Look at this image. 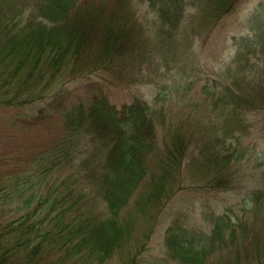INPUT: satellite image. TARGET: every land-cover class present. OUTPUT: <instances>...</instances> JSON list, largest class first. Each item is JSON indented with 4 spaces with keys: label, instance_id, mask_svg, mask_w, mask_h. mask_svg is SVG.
Instances as JSON below:
<instances>
[{
    "label": "trees",
    "instance_id": "16d2710c",
    "mask_svg": "<svg viewBox=\"0 0 264 264\" xmlns=\"http://www.w3.org/2000/svg\"><path fill=\"white\" fill-rule=\"evenodd\" d=\"M218 1L223 14L217 22L248 0ZM255 1V14L264 15V0ZM158 4L168 21L183 8L182 0ZM106 5L0 0V108L34 105L48 95L60 109L64 132L62 139L28 156L21 168L0 177V264H105L116 252L128 250L134 227L132 214H124L129 204L154 220L182 186L179 171L192 140L182 130L169 129L159 144L152 109L133 91L142 82L137 76L141 65L153 53L139 41V31H122L120 16ZM260 22L256 33L231 36L233 57L202 89L214 110L223 108L218 135L198 147L195 161L197 176L211 192L233 188L227 171L236 153L234 142L241 138L238 132L259 128L248 116L261 106L251 90L255 72L258 86H264ZM58 74L65 76L56 80ZM80 78L87 79L85 100L79 96L66 103L64 83ZM56 82L60 86L53 89ZM116 91L127 92L128 98L118 99ZM57 118L53 113L50 119ZM30 122L46 119L37 114ZM153 154L159 173L150 177L147 162ZM65 167L70 170L63 175ZM143 183L147 188L138 198L134 195ZM259 197L252 198L254 206ZM152 205L157 211L149 216ZM202 214L208 230L195 226L185 212L170 218L164 231L166 261L160 264H241V255L245 264H264V234L249 248L240 220L228 211ZM148 235L144 231L139 239Z\"/></svg>",
    "mask_w": 264,
    "mask_h": 264
},
{
    "label": "rangeland",
    "instance_id": "374dc122",
    "mask_svg": "<svg viewBox=\"0 0 264 264\" xmlns=\"http://www.w3.org/2000/svg\"><path fill=\"white\" fill-rule=\"evenodd\" d=\"M112 1L93 0L97 4H107L106 7L110 6L112 13H118L122 31L126 29L129 34L133 29L139 31V41L145 42L146 47L153 53L152 57L140 64L142 67L138 71L140 75H137L138 72L136 75L142 82L136 85L133 91L138 93L152 109L159 144L167 136L169 129L182 130L188 134L192 142L179 171L178 180L182 183L181 188L154 220L145 216V211L142 212L143 214L138 210L135 211L132 204H129L128 208L132 210L126 209L124 214L125 217L130 214L134 217V220L130 221L134 226L130 245L127 246L128 250L116 252L105 264L164 263L166 261L164 231L170 218L178 212L189 214L195 226L208 230L210 225L203 220V212L209 209L215 210L216 213L228 211L233 220H236L235 218L240 220L237 222L244 228L242 235L246 246L262 239L264 234V86L259 87L257 84L256 68L253 71L255 85L251 90L255 91V103L261 106L255 108L258 111L251 112L248 117L254 123L257 120L259 128L255 126L239 128L238 136L241 138L239 143L234 142L236 153L228 161L227 172L231 177L233 188L228 192H211L203 186L204 182L197 176L195 170V161L199 156L198 147L209 141L213 142L214 137L218 135L221 128L219 114L223 109L219 106L221 110L213 109L202 90L203 86L212 85L216 73L233 57L236 46L231 40L232 35L260 31L258 21L264 26V15L255 14L256 1L242 2L235 13L222 17L218 22L216 18L223 14L222 2L218 0H182L183 8L179 10L177 18L171 20L169 18L170 21L166 20L163 11L158 9L160 7L158 0H119L120 2L113 6ZM97 43L99 46L102 45V42ZM257 46L258 48L263 46L259 52L264 62V40ZM68 71L71 72V69ZM262 72L264 76V70ZM60 75L58 74L55 79L65 76ZM91 79L97 80V77L92 76ZM84 84H87V79L81 78L64 83L62 90L67 92L64 97L65 102H73V99L79 96L85 100ZM59 86L60 82H56L53 89ZM114 94L118 99L128 98L127 92L116 91ZM49 95L52 97L50 93ZM47 97L49 96L26 107L0 108V177L4 172L9 174L21 168L28 156L46 149L64 136L60 109L54 106V102V105L51 104V98ZM53 113L59 119H50ZM37 114L43 116L46 122L31 124V119ZM232 126L242 125L233 122ZM83 154L85 155V152ZM154 156L153 154L147 162L150 177L159 173ZM68 170L70 169L65 167L62 174L66 175ZM1 181L2 179L0 185ZM146 188V183L139 185V190L134 196L139 198ZM255 194L260 197L257 202L259 204L254 206L252 198H255ZM152 206L154 207H149L146 211L149 216H153L157 211V205ZM144 231L149 234L146 240L139 239ZM237 233L241 235L239 229ZM142 242L144 244L137 252V246ZM239 260L241 264L246 263L244 255H241Z\"/></svg>",
    "mask_w": 264,
    "mask_h": 264
}]
</instances>
